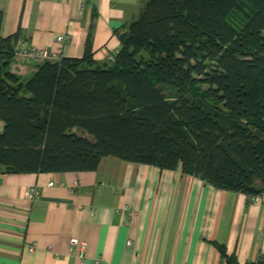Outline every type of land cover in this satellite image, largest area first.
Segmentation results:
<instances>
[{
	"label": "trees",
	"instance_id": "16d2710c",
	"mask_svg": "<svg viewBox=\"0 0 264 264\" xmlns=\"http://www.w3.org/2000/svg\"><path fill=\"white\" fill-rule=\"evenodd\" d=\"M94 18L80 59L27 78L9 70L20 33L0 37V175L89 173L111 157L264 191V0H147L112 32L110 64L93 60Z\"/></svg>",
	"mask_w": 264,
	"mask_h": 264
},
{
	"label": "crops",
	"instance_id": "0c3cea01",
	"mask_svg": "<svg viewBox=\"0 0 264 264\" xmlns=\"http://www.w3.org/2000/svg\"><path fill=\"white\" fill-rule=\"evenodd\" d=\"M146 1L0 0V37L19 32L24 46L80 59L95 15L93 60L110 64L119 50L112 32ZM59 35L67 36L62 44ZM37 63L14 58L9 70L27 78ZM33 188L38 198L26 200ZM72 238L85 243L83 252H68ZM211 242L238 264L264 257V206L178 169L111 157L89 173L0 175V264H225Z\"/></svg>",
	"mask_w": 264,
	"mask_h": 264
},
{
	"label": "built area",
	"instance_id": "2783aa9c",
	"mask_svg": "<svg viewBox=\"0 0 264 264\" xmlns=\"http://www.w3.org/2000/svg\"><path fill=\"white\" fill-rule=\"evenodd\" d=\"M67 40L66 35H59L56 38V42L59 44H62ZM14 58L19 60H29V61H35V62H42V61H51L55 62L59 60V53L56 51H51L47 49H36L30 46H24L22 42H17L14 47ZM53 183H49L48 187H52ZM76 186V182L73 183V187ZM24 198L26 200H35L38 198V192L35 188L29 189L26 192H24ZM246 202L250 205H258V206H264V191H262L259 194L245 197ZM130 243L127 242V245ZM78 245L79 250L83 252L86 248L85 243L79 242L78 240L72 238L69 241V253H71V248ZM26 252L32 253L36 249V244L33 243L31 245H26L25 247Z\"/></svg>",
	"mask_w": 264,
	"mask_h": 264
},
{
	"label": "rangeland",
	"instance_id": "374dc122",
	"mask_svg": "<svg viewBox=\"0 0 264 264\" xmlns=\"http://www.w3.org/2000/svg\"><path fill=\"white\" fill-rule=\"evenodd\" d=\"M263 34H264V32H263ZM1 129H2V124H1V122H0V131H1ZM81 134L84 135V136H86V134L83 133V132H81Z\"/></svg>",
	"mask_w": 264,
	"mask_h": 264
}]
</instances>
